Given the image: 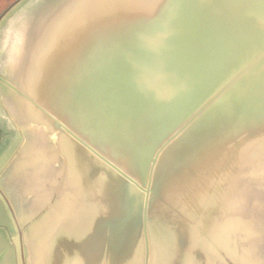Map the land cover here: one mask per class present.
<instances>
[{
	"label": "water",
	"instance_id": "water-1",
	"mask_svg": "<svg viewBox=\"0 0 264 264\" xmlns=\"http://www.w3.org/2000/svg\"><path fill=\"white\" fill-rule=\"evenodd\" d=\"M0 264H264V0H17Z\"/></svg>",
	"mask_w": 264,
	"mask_h": 264
},
{
	"label": "flooded vegetation",
	"instance_id": "flooded-vegetation-1",
	"mask_svg": "<svg viewBox=\"0 0 264 264\" xmlns=\"http://www.w3.org/2000/svg\"><path fill=\"white\" fill-rule=\"evenodd\" d=\"M17 0H0V18Z\"/></svg>",
	"mask_w": 264,
	"mask_h": 264
}]
</instances>
